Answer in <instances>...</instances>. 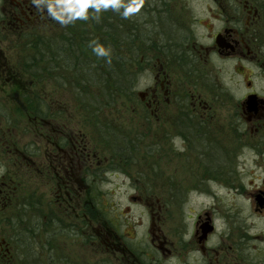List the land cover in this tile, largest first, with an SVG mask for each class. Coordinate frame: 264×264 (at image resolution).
<instances>
[{
	"label": "rangeland",
	"instance_id": "374dc122",
	"mask_svg": "<svg viewBox=\"0 0 264 264\" xmlns=\"http://www.w3.org/2000/svg\"><path fill=\"white\" fill-rule=\"evenodd\" d=\"M12 9L11 0H0V19L6 21L0 26V179L13 181L10 204H0V240L11 243V252L0 256V264H128L127 256L115 248L124 243L132 251L149 252V259L139 255L145 264H198L195 257L200 251L191 231L197 215L208 212L214 231L207 247L219 256L223 253L225 264H245L243 249L252 241L258 245L264 232V214L253 212L250 194L260 187L264 172H259V179L212 180L209 172L191 161L181 131V103L187 88L170 89V105L162 109L166 112L150 118L138 96L147 87V71L144 65L143 70L129 65L125 44H114L118 56L112 51L106 59L100 57L95 48L102 39L93 31L97 36L86 37L91 47L81 59L51 56L49 43L52 50L64 45L58 37L64 23L28 19L15 24L10 19ZM85 22L89 30L95 27L93 19L86 17ZM207 88L193 87L191 92L205 98ZM38 99L49 102L48 119L61 126L64 145L74 142L72 133L79 146L89 150L87 163L97 167L95 171L82 162L83 177L93 173L84 183L91 192L86 195L75 182L69 184L68 208L52 200L43 175L30 173L20 153L29 143L34 147L40 141ZM207 151L205 161L229 162L217 145L211 143ZM77 195L85 203L71 198ZM32 214L46 227L56 214L65 228L54 234L48 225L37 228L34 236L26 228L35 219ZM47 232L52 233L50 242L45 240Z\"/></svg>",
	"mask_w": 264,
	"mask_h": 264
},
{
	"label": "flooded vegetation",
	"instance_id": "af4514ba",
	"mask_svg": "<svg viewBox=\"0 0 264 264\" xmlns=\"http://www.w3.org/2000/svg\"><path fill=\"white\" fill-rule=\"evenodd\" d=\"M11 3L15 10L12 9L10 19L15 24L28 19L34 23H64L58 36L64 40V45L50 49L51 56L62 54L61 59L64 55L70 60L81 59L86 51V37L97 36L93 31L105 42L96 47L98 50L108 48L113 56H118L114 44H125L129 65L136 70H143L141 65H144L147 71V87L138 91V96L150 111V118L166 112L162 109L170 105V89L187 88L181 103V131H184L191 161L196 162L197 168L209 172L212 180L225 181L238 176V181L249 177L259 179V172H264V0H11ZM25 10H28V17ZM102 14L106 17L101 18ZM86 17L95 22L92 30L86 27ZM4 23L5 19H0V26ZM101 42L97 41L96 46ZM118 70L116 72L121 75L122 69ZM104 74L110 76L105 71ZM41 77L42 73L39 79ZM207 86L205 98L191 92L193 87ZM35 103L40 141H36L34 147L29 143L20 153L30 173L43 175L52 200L59 201L62 209L68 208L69 184L75 182L77 189L86 190V195L91 192L84 183L93 173L85 178L81 167L82 162L85 164L90 159L89 150L80 147L72 133L74 142L64 145L61 126L48 119L49 102L40 99ZM26 104L19 105L26 107ZM211 143L225 152L226 161H229L226 165L221 159L216 163L205 161ZM87 165L97 171L96 165ZM233 168L238 170L233 172ZM196 179H199L198 174ZM261 181L260 187L250 194L253 212L263 215L264 178ZM12 183L6 178L0 181V204L3 206L11 202L9 188ZM71 198H80L78 202L85 203L80 195ZM203 215H197L191 231L200 251L195 258L198 264H225L223 253L219 256L218 251L207 247L214 229L204 234V224L213 225V220L209 212ZM48 225L54 234L65 228V222L56 214L49 219ZM44 227L45 221L35 218L26 228L30 229V234L35 236L36 232L38 236L37 228ZM52 233L45 234L46 242H50L49 234ZM258 239V245L252 241L243 249L245 264H264L263 231ZM10 244L7 238H1L0 251L4 253L0 256L11 252ZM110 245L114 246L115 242ZM115 248L127 256L128 264H145L140 261V254L151 258L149 252L132 251L125 243L122 248L119 244ZM232 257L235 260V250Z\"/></svg>",
	"mask_w": 264,
	"mask_h": 264
},
{
	"label": "trees",
	"instance_id": "16d2710c",
	"mask_svg": "<svg viewBox=\"0 0 264 264\" xmlns=\"http://www.w3.org/2000/svg\"><path fill=\"white\" fill-rule=\"evenodd\" d=\"M102 44H100V45H97L96 47H100V46H102L104 43L103 42H101ZM85 46H86V49H90V45H89V43H85ZM58 48V47H57ZM51 49V46H50V43H49V49L48 50H50ZM59 49H61V47L59 48ZM95 52H96V54H98L100 57H103V58H105L106 59V56L107 55H109V53L111 52L110 50H108V48L107 49H104V50H98V49H96L95 48ZM60 55H62V54H60ZM50 58V57H49ZM30 59H34L33 57L32 58H30ZM107 61V60H106ZM108 66H109V64H108ZM97 69V68H96ZM98 70V69H97ZM105 72H106V74L108 75L109 74V72H110V66L107 68V67H105ZM41 71H42V69H39L38 70V72L39 73H41ZM31 74V76L33 77L34 76V74H32V73H30ZM36 102H39V99L36 101ZM36 105V104H35ZM36 107H37V105H36ZM87 210L89 211V215L91 214V209L89 208V207H87ZM114 222V221H113ZM112 222V224H114Z\"/></svg>",
	"mask_w": 264,
	"mask_h": 264
},
{
	"label": "water",
	"instance_id": "95a60500",
	"mask_svg": "<svg viewBox=\"0 0 264 264\" xmlns=\"http://www.w3.org/2000/svg\"><path fill=\"white\" fill-rule=\"evenodd\" d=\"M212 229H213V226H211V224H209V223H205V224H204L203 232H204V234H205L206 232L211 231Z\"/></svg>",
	"mask_w": 264,
	"mask_h": 264
}]
</instances>
